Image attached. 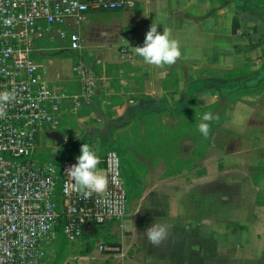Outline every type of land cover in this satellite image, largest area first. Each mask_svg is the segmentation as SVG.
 <instances>
[{
  "label": "crops",
  "instance_id": "obj_1",
  "mask_svg": "<svg viewBox=\"0 0 264 264\" xmlns=\"http://www.w3.org/2000/svg\"><path fill=\"white\" fill-rule=\"evenodd\" d=\"M152 23L179 42L175 63L136 53ZM62 28L82 48H47L43 37L33 60L71 95L78 65L96 87L76 112L65 102L56 146L79 155L88 144L104 175V154L116 151L127 194L124 218L87 226L62 264H264V0H133ZM205 112L207 137L197 130ZM158 222L169 232L154 244L145 228Z\"/></svg>",
  "mask_w": 264,
  "mask_h": 264
},
{
  "label": "built area",
  "instance_id": "obj_2",
  "mask_svg": "<svg viewBox=\"0 0 264 264\" xmlns=\"http://www.w3.org/2000/svg\"><path fill=\"white\" fill-rule=\"evenodd\" d=\"M83 5V7H80ZM133 0H0V91H14L0 116V264H52L56 227L62 224L67 243L77 242L87 226L120 221L127 211V194L120 157L104 154L108 178L105 193L85 197L66 169L38 164L37 140L60 126L65 102L71 112L88 102L96 87L89 70L78 65L80 90L69 94L56 80H47L33 60L35 41L47 37L79 51L75 31L56 26L81 24L89 12L128 10ZM58 189V197L55 196Z\"/></svg>",
  "mask_w": 264,
  "mask_h": 264
},
{
  "label": "clouds",
  "instance_id": "obj_3",
  "mask_svg": "<svg viewBox=\"0 0 264 264\" xmlns=\"http://www.w3.org/2000/svg\"><path fill=\"white\" fill-rule=\"evenodd\" d=\"M157 25V23L151 24L145 34L142 46H136L135 51L147 64L171 65L181 55L179 42L170 36L168 29L163 28L162 32H158ZM14 98V91H0V116L4 115L5 103ZM211 119H213V114L205 112L197 124V130L205 137L209 134L208 121ZM76 161L66 169L74 185L83 191L85 197L93 193H105L108 178L97 168L100 158L96 152L88 144L83 143ZM168 232L169 225L165 223H153L145 228L148 240L154 244L159 243L168 235Z\"/></svg>",
  "mask_w": 264,
  "mask_h": 264
},
{
  "label": "rangeland",
  "instance_id": "obj_4",
  "mask_svg": "<svg viewBox=\"0 0 264 264\" xmlns=\"http://www.w3.org/2000/svg\"><path fill=\"white\" fill-rule=\"evenodd\" d=\"M44 41L45 42H43L42 46L47 47V48L52 47L54 49V47L56 48V47L61 46V43L59 42V40H54V39L53 40H47L46 39ZM43 140H45V139L44 138L43 139L38 138V140H37V145H38L39 151L37 152V154L34 157L37 160L38 164H44V163L51 162L53 164V166L59 167L64 160H67L72 156L78 155L77 153L74 154V152L68 153V150L66 148L57 147L53 140L51 141L52 145L50 147H47L49 149L42 152ZM51 159H53L54 162H52ZM98 229H100V228L98 227L97 231H98ZM98 239L99 238L96 237L91 241H87L88 245L90 246L89 247L87 245V249L90 248V250H91L93 248H98L99 247L98 246ZM70 249H71V247H69V245H67L66 249L63 250L62 254L59 256L60 259L58 260L59 261L58 264H62V262L67 258L68 254L70 253Z\"/></svg>",
  "mask_w": 264,
  "mask_h": 264
},
{
  "label": "trees",
  "instance_id": "obj_5",
  "mask_svg": "<svg viewBox=\"0 0 264 264\" xmlns=\"http://www.w3.org/2000/svg\"><path fill=\"white\" fill-rule=\"evenodd\" d=\"M56 243L54 246V260L52 264H58L59 263V256L62 254V251L66 249L67 245H69L62 233V224L56 227Z\"/></svg>",
  "mask_w": 264,
  "mask_h": 264
},
{
  "label": "water",
  "instance_id": "obj_6",
  "mask_svg": "<svg viewBox=\"0 0 264 264\" xmlns=\"http://www.w3.org/2000/svg\"><path fill=\"white\" fill-rule=\"evenodd\" d=\"M48 137L53 140L57 146H60L64 142L63 137L59 132H49Z\"/></svg>",
  "mask_w": 264,
  "mask_h": 264
}]
</instances>
